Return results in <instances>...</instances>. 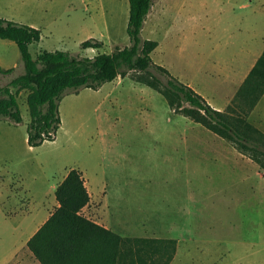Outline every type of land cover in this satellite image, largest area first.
Returning <instances> with one entry per match:
<instances>
[{
	"label": "rangeland",
	"instance_id": "374dc122",
	"mask_svg": "<svg viewBox=\"0 0 264 264\" xmlns=\"http://www.w3.org/2000/svg\"><path fill=\"white\" fill-rule=\"evenodd\" d=\"M0 19L41 31L28 47L33 58L55 50L92 58L130 45L128 0H0ZM89 39L101 48L81 49ZM140 39L157 42L154 64L223 110L264 50V0H153ZM0 67L12 69L1 87L23 73L13 42L0 39ZM133 76L66 90L55 139L37 148L26 142L28 92L11 89L21 122L0 119V264L25 238L18 227L11 237L15 202L32 195L39 215L54 200L52 178L69 169L110 189V204L121 198L120 222L112 209L108 224L121 237L174 240L169 264H264V169ZM246 120L264 135V94Z\"/></svg>",
	"mask_w": 264,
	"mask_h": 264
},
{
	"label": "trees",
	"instance_id": "16d2710c",
	"mask_svg": "<svg viewBox=\"0 0 264 264\" xmlns=\"http://www.w3.org/2000/svg\"><path fill=\"white\" fill-rule=\"evenodd\" d=\"M153 0H128L126 34L130 45L92 58L72 56L64 51H40L35 58L28 47L41 39L38 29L0 19V39L13 42L20 53L23 73L0 86V119L21 122L15 95L11 89L28 92L26 104L29 122L27 145L37 148L52 142L60 125L57 102L69 89L96 90L104 82L134 73L133 80L159 93L168 108L230 142L242 154L264 169V135L246 120L264 94V51L235 92L224 111H217L190 87L178 82L163 67L152 62L150 54L156 41L141 40L140 32ZM102 43L89 39L81 49L98 50ZM12 69L0 67V75ZM165 77L162 82L153 75ZM187 104V107L183 105ZM58 207L28 240L27 248L40 264H59L80 243L96 246L98 255L109 256L110 264H169L175 251L172 239L121 237L105 230L81 215L89 197L80 173L72 169L54 191Z\"/></svg>",
	"mask_w": 264,
	"mask_h": 264
},
{
	"label": "crops",
	"instance_id": "0c3cea01",
	"mask_svg": "<svg viewBox=\"0 0 264 264\" xmlns=\"http://www.w3.org/2000/svg\"><path fill=\"white\" fill-rule=\"evenodd\" d=\"M69 6H72V4H69ZM29 27L36 29V27L33 25H30ZM263 51H261L258 54V56H256V58H254L251 66H250V69L253 67L256 60L259 58V56L261 55V53ZM250 69H249V71H250ZM249 71H248V73H249ZM241 83H240V85H241ZM237 89H236V91H237ZM231 100H230V103H231ZM211 108L214 110H217V111H224L225 110V108L223 110H218V109H215L213 107H211ZM68 171H70V169ZM68 171H65L64 173L57 175L56 178L55 177L52 178L51 183H49V185H48V192L47 193L52 192L53 196H54L55 189L63 181V179L66 177ZM84 186L86 188V191H87V194L89 197V201H88L87 205L81 210V215L83 217H85L87 220H89V221L93 222L94 224L102 227L103 229L112 231V232L118 234L119 236H122L117 229L108 225V224H111V222H112L111 221L112 209H114L116 211L113 214L116 218V222L117 223L120 222L121 211L123 209V205L121 204V202H122L121 198H119V199L116 198L114 200V202H112L110 204L109 194L111 193V191L106 186H98V185L96 186L95 184H93V181H91V179H88L87 181H85ZM26 192H28V191H26ZM28 195H29V193H28ZM32 201H33L32 195H29V198H27V202H25V203H21L20 201L17 200L15 202L14 212L12 214H9V217H10L9 220L14 224L11 237H16L15 232L17 230L22 229V228H24V230H25L24 234L22 236H19V237H25L24 240L21 241V244L17 247L16 244L14 243L12 246V251H11V254L9 256L10 264H40L34 258L32 253L28 250L27 242L37 232V230L48 220V218L51 216V214L58 207V203L56 202L55 197H54V200L52 201L51 206L48 209H46V208H44V206H45L44 202H42V205H44V206L39 211V215H37V214L33 215L34 201L33 202ZM107 211L110 213L109 216L106 215ZM16 227H18L17 230H16ZM134 238H137V237H134ZM98 250L99 249L96 246H93L92 244H90L88 242L80 243L75 247V249L72 251V253L68 254L65 259H62L59 264H110L109 256L106 257V253L102 252L101 257H99Z\"/></svg>",
	"mask_w": 264,
	"mask_h": 264
}]
</instances>
